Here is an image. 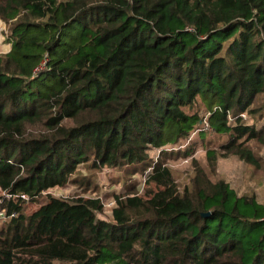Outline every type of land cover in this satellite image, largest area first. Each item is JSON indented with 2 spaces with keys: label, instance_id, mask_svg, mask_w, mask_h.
Segmentation results:
<instances>
[{
  "label": "trees",
  "instance_id": "obj_1",
  "mask_svg": "<svg viewBox=\"0 0 264 264\" xmlns=\"http://www.w3.org/2000/svg\"><path fill=\"white\" fill-rule=\"evenodd\" d=\"M0 20L11 45L0 55V264H264L255 195L201 168L181 192L149 154L201 130L186 111L201 102L228 138L207 152L212 168L219 155L261 167L248 145L264 147V131L242 115L264 119V0H0ZM89 162L153 168L158 190L143 199L127 186L110 220L97 197L24 213L22 195L36 203L75 184Z\"/></svg>",
  "mask_w": 264,
  "mask_h": 264
},
{
  "label": "rangeland",
  "instance_id": "obj_2",
  "mask_svg": "<svg viewBox=\"0 0 264 264\" xmlns=\"http://www.w3.org/2000/svg\"><path fill=\"white\" fill-rule=\"evenodd\" d=\"M68 1V0H59ZM9 26L0 20V55L8 53L11 49L9 43ZM188 113H196L203 119L207 116V111L201 102L195 105L194 108L186 110ZM245 124H255L257 129L264 131V119L255 121L251 115H244ZM71 125V122H67ZM201 129L204 132L195 131L190 137L177 145H167L163 150L154 149L149 152L150 158L154 163L164 160L167 166L173 173L178 190L183 192L184 188L191 184L198 168L204 169L212 181L225 180L230 187L237 193L238 197L243 195H255L257 202L264 205V147L257 142H250L249 147L255 154L262 158L260 168L253 167L244 161L240 160L236 155L228 157L218 156L215 167L209 164L207 152L209 150L221 151V146L226 144L228 138L226 136L217 135L212 129H205L204 123L201 122ZM28 134H40L44 130L41 126H29ZM209 128V125H208ZM190 148V149H189ZM189 149L191 151L189 156L178 155L175 153L178 150L184 152ZM162 151H167L169 156L162 155ZM129 168H100L94 169L91 162L83 165L81 169L72 177L77 180V183H69L63 188L51 189L44 192L37 200V202H28L25 205L24 213L29 216L44 205L49 197H56L62 199H71L75 197L100 198L104 204V210L98 217L102 219H111L112 209L106 207L105 204L115 202L116 195L125 192L127 186L134 185V192H129L131 196H139L143 199L149 198L151 192L158 190V174L153 173V168H149L145 172H136L129 174ZM155 177H152V176ZM89 181L88 187L85 186ZM88 188V191L85 189ZM0 189V197L3 196ZM123 264V263H122Z\"/></svg>",
  "mask_w": 264,
  "mask_h": 264
},
{
  "label": "built area",
  "instance_id": "obj_3",
  "mask_svg": "<svg viewBox=\"0 0 264 264\" xmlns=\"http://www.w3.org/2000/svg\"><path fill=\"white\" fill-rule=\"evenodd\" d=\"M36 71H38V69L36 70ZM244 115L245 114H243L242 115V117L244 118ZM208 117H209V114H207V116L203 119V121H202V123H204V125H205V129H211V127H210V124H209V121H208ZM208 125H209V128H208ZM199 131H203L202 129L201 130H199ZM44 193V192H43ZM42 193V194H43ZM23 199H25V200H27L28 202H29V198L28 197H26V196H24V195H22L21 196ZM102 201V200H101ZM103 203V202H102ZM105 206L106 207H109L110 209H114L115 207H116V204H115V202H111V203H109V204H105ZM16 216V214H12L11 215V217H15ZM7 219V216H6V212H5V210H2V211H0V221L1 220H6Z\"/></svg>",
  "mask_w": 264,
  "mask_h": 264
},
{
  "label": "water",
  "instance_id": "obj_4",
  "mask_svg": "<svg viewBox=\"0 0 264 264\" xmlns=\"http://www.w3.org/2000/svg\"><path fill=\"white\" fill-rule=\"evenodd\" d=\"M209 216H210V213L209 212L203 214V217H209Z\"/></svg>",
  "mask_w": 264,
  "mask_h": 264
}]
</instances>
